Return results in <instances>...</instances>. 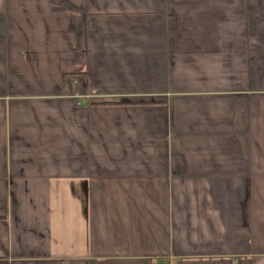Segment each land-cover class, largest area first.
I'll return each mask as SVG.
<instances>
[{"label":"crops","instance_id":"crops-1","mask_svg":"<svg viewBox=\"0 0 264 264\" xmlns=\"http://www.w3.org/2000/svg\"><path fill=\"white\" fill-rule=\"evenodd\" d=\"M0 264H264V0H0Z\"/></svg>","mask_w":264,"mask_h":264}]
</instances>
